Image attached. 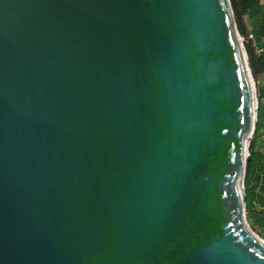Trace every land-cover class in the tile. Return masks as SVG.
Returning <instances> with one entry per match:
<instances>
[{
  "label": "water",
  "instance_id": "95a60500",
  "mask_svg": "<svg viewBox=\"0 0 264 264\" xmlns=\"http://www.w3.org/2000/svg\"><path fill=\"white\" fill-rule=\"evenodd\" d=\"M243 41L230 0H0V264H264Z\"/></svg>",
  "mask_w": 264,
  "mask_h": 264
},
{
  "label": "trees",
  "instance_id": "16d2710c",
  "mask_svg": "<svg viewBox=\"0 0 264 264\" xmlns=\"http://www.w3.org/2000/svg\"><path fill=\"white\" fill-rule=\"evenodd\" d=\"M230 1L257 88V130L245 175V204L250 224L264 238V156L256 150L264 122V5L261 0Z\"/></svg>",
  "mask_w": 264,
  "mask_h": 264
},
{
  "label": "rangeland",
  "instance_id": "374dc122",
  "mask_svg": "<svg viewBox=\"0 0 264 264\" xmlns=\"http://www.w3.org/2000/svg\"><path fill=\"white\" fill-rule=\"evenodd\" d=\"M254 82H255V80H254ZM261 83L262 82L260 81L259 84L261 85ZM255 89L257 90L256 84H255ZM256 94H257V91H256ZM256 150H257V152L263 154V156H264V122H263V128L261 129V131L259 133L258 141H257V144H256Z\"/></svg>",
  "mask_w": 264,
  "mask_h": 264
},
{
  "label": "crops",
  "instance_id": "0c3cea01",
  "mask_svg": "<svg viewBox=\"0 0 264 264\" xmlns=\"http://www.w3.org/2000/svg\"><path fill=\"white\" fill-rule=\"evenodd\" d=\"M262 5H264V0H261V2H260ZM251 35V34H250Z\"/></svg>",
  "mask_w": 264,
  "mask_h": 264
},
{
  "label": "built area",
  "instance_id": "2783aa9c",
  "mask_svg": "<svg viewBox=\"0 0 264 264\" xmlns=\"http://www.w3.org/2000/svg\"><path fill=\"white\" fill-rule=\"evenodd\" d=\"M250 38H252V36H251V35H249V39H250Z\"/></svg>",
  "mask_w": 264,
  "mask_h": 264
}]
</instances>
